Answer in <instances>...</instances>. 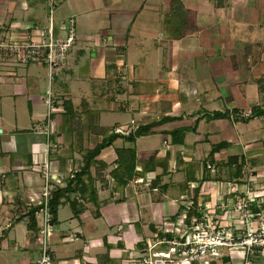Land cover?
<instances>
[{
	"label": "crops",
	"instance_id": "0c3cea01",
	"mask_svg": "<svg viewBox=\"0 0 264 264\" xmlns=\"http://www.w3.org/2000/svg\"><path fill=\"white\" fill-rule=\"evenodd\" d=\"M172 1L59 0L55 26L73 20L76 41L51 82L39 66L0 67V264L40 256L26 224L42 163L63 188L111 134L57 210L50 264H121L189 202L214 210L227 184L229 200L264 203V115L249 118L264 112V0ZM46 24V0H0V40ZM126 150L134 177L120 186Z\"/></svg>",
	"mask_w": 264,
	"mask_h": 264
},
{
	"label": "built area",
	"instance_id": "2783aa9c",
	"mask_svg": "<svg viewBox=\"0 0 264 264\" xmlns=\"http://www.w3.org/2000/svg\"><path fill=\"white\" fill-rule=\"evenodd\" d=\"M58 3L59 0H46V26L32 29L19 39L9 36L0 40V67L39 66L46 69L51 82L76 41L73 20L60 28L55 26ZM44 103L49 113L54 111L55 102L49 91ZM40 177L42 191L35 201L29 200V205L39 208L35 216L41 217L36 237L40 256L30 264H50L51 220L47 205L58 181L50 174L47 163L42 165ZM235 192V187L227 184L224 194L217 193L214 210L189 202L177 218L164 219L160 229L139 242L141 246L134 258L121 264H212L223 258L229 264H251L253 258L264 257V203L247 193L229 200Z\"/></svg>",
	"mask_w": 264,
	"mask_h": 264
},
{
	"label": "trees",
	"instance_id": "16d2710c",
	"mask_svg": "<svg viewBox=\"0 0 264 264\" xmlns=\"http://www.w3.org/2000/svg\"><path fill=\"white\" fill-rule=\"evenodd\" d=\"M174 6L176 4V0L172 1ZM236 114V113H233ZM264 115V112L259 111L258 109H253L249 118L254 116H261ZM214 118H225L228 117L227 113H215L213 115ZM244 120V119H243ZM151 125L145 127H139L135 130V132L127 137L128 142H134L136 138L145 135L147 130L150 128ZM177 131H174V134ZM119 135L111 134L105 139L101 141V143L97 144L92 150L88 151L84 157V166L80 170L74 174V176L68 181L65 187H55L50 193V199L47 205L48 214L50 215V222L51 226L54 224L56 219V213L60 205L62 204V200L71 193H74L75 190L73 188H82L83 183L80 180L82 174L89 168V166L93 163V160L96 156L100 154V152L109 147ZM217 148V147H216ZM124 155V156H123ZM134 164H135V157L134 152L130 150L120 151V158L117 161V170L113 173V177L116 180V183L120 186H125L132 178L134 177ZM80 190V189H79ZM39 210L38 207H33L27 213V228L28 230L32 231L35 238L37 237V224L35 220V213ZM138 246L140 247L141 244L139 243ZM49 254V253H48ZM221 262L224 264H229L227 258L221 259ZM215 264V263H212Z\"/></svg>",
	"mask_w": 264,
	"mask_h": 264
},
{
	"label": "rangeland",
	"instance_id": "374dc122",
	"mask_svg": "<svg viewBox=\"0 0 264 264\" xmlns=\"http://www.w3.org/2000/svg\"><path fill=\"white\" fill-rule=\"evenodd\" d=\"M64 4H65V3H63L62 6H64ZM54 16H55V14H54ZM54 19H55V18H54ZM14 38H17V37H14ZM19 38H20V37H18V39H19ZM40 71H41L43 74H45V71H44V70L41 69ZM44 163H46V162H44ZM44 163H42V165H43ZM47 166L49 167V170H50V165H49V163H47ZM50 174L53 175V173L51 172V170H50ZM41 180H42V179H41ZM56 180L58 181V179H56ZM59 183H60V181H58L57 183H55V185H58ZM42 187H43V182H42ZM41 191H42V189H41ZM35 198H36V197H32V198H31V201H35ZM39 225H40V226L42 225L41 221H40V224H39ZM51 227H52L51 231L53 230V228L56 229V227H55V226L53 227V225H52ZM157 228H159V229L161 228V223L158 224ZM157 228H156V229H157ZM58 229H61V228H58ZM159 229H158V230H159ZM151 235H152V234H151ZM151 235H150L149 237H151ZM49 237H50V235L48 236V238H49ZM39 251H40V249H39ZM263 262H264V261H263ZM215 264H224V263L220 262V260H217V262H215Z\"/></svg>",
	"mask_w": 264,
	"mask_h": 264
}]
</instances>
